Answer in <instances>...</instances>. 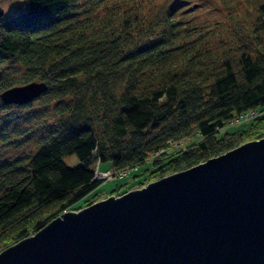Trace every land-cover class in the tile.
Returning <instances> with one entry per match:
<instances>
[{"label":"trees","instance_id":"obj_1","mask_svg":"<svg viewBox=\"0 0 264 264\" xmlns=\"http://www.w3.org/2000/svg\"><path fill=\"white\" fill-rule=\"evenodd\" d=\"M16 1L0 16V91L43 82L35 99L51 112L42 114L44 131L33 148L0 156V251L95 195L106 180L95 177L102 161L111 167L100 171L123 177L150 160V173L162 177L264 134L262 21L260 30L243 31L248 49L225 43L213 52L202 39L186 44L200 33L175 16L185 0L101 16L98 0ZM235 39L242 41L238 30ZM252 42L260 45L252 49ZM6 67L19 69L6 75ZM33 100L0 99V108L22 111ZM242 122L247 126L220 134ZM11 124L0 125L2 145L23 133ZM72 154L76 165L64 160Z\"/></svg>","mask_w":264,"mask_h":264},{"label":"water","instance_id":"obj_2","mask_svg":"<svg viewBox=\"0 0 264 264\" xmlns=\"http://www.w3.org/2000/svg\"><path fill=\"white\" fill-rule=\"evenodd\" d=\"M45 89L32 81L0 99ZM0 264H264V137L64 211L1 250Z\"/></svg>","mask_w":264,"mask_h":264},{"label":"rangeland","instance_id":"obj_3","mask_svg":"<svg viewBox=\"0 0 264 264\" xmlns=\"http://www.w3.org/2000/svg\"><path fill=\"white\" fill-rule=\"evenodd\" d=\"M165 1L167 0H98L95 5V7H97L95 10L97 15L101 16V13L103 12H106L107 14L109 12L135 6L137 4H146V7L147 5H150L157 8ZM79 2V8L84 7V4L81 1ZM16 3V0H0V8L4 10V13L9 12L14 9ZM93 3L95 4V0ZM179 8L181 9L176 11L175 16L180 18L183 25L192 28L190 31L191 33H200V35L196 34L192 36L191 40H188L186 44L189 46L190 44L195 46L199 44V41L202 39V47H208L213 52L225 43L235 46L236 50L244 48L248 49V46L245 43L246 35L243 31L246 32L247 30L254 28H257L258 31L261 27L259 22L262 21V24L264 23V0H185ZM236 30H238L242 35V41L239 42L235 39V42L231 43L232 34H235ZM259 35L261 38L260 44L262 45L264 43V31H261ZM260 44L255 42L254 46V42H252L250 46L254 49ZM18 69L19 68L6 67L2 71H4L6 75H9L8 73L12 74V71H16ZM30 104V108L22 111L12 109L11 112L8 110L5 112L3 110H6L7 108H0V125H3L4 120L6 121L10 119V124L12 123L10 128H13L17 134L19 132H23L22 135L17 137V141L13 144H0V156L4 155L12 157L20 154L22 151L28 152L30 148L35 146L37 142L36 139L40 136L42 131H44V117L42 114H48L51 111L47 109L48 106L42 103L41 98L34 99ZM260 108L264 109V104L261 105ZM36 109H40L42 113H36L34 111ZM18 115L19 117L13 119L14 116ZM249 115L250 114L241 118V121L249 118ZM247 124L248 123L246 122H242L236 126H225L220 130V134L224 131H231L246 127ZM29 134H31L30 137L23 140ZM196 137V134H194L185 138L184 141L187 143ZM262 137H264V134L261 136L248 134L244 137L245 139L243 143L251 140H259ZM174 147V145L171 146L172 149ZM64 160L69 165H76L78 163V159L74 154L66 156ZM99 167L100 170L110 168L111 163L110 161H102ZM152 167L153 163L149 160L140 165L129 168L127 170L129 173L128 176L126 175L121 177L119 175H115L111 177L110 175L103 177L106 178V180L99 184L94 190L93 193H95V195L92 194L91 196L85 198L84 201L75 205L72 211H78L81 208L108 196H119L126 191L141 188L147 183L157 180L160 178L159 175H157L156 172V174L150 173ZM165 175H168V172Z\"/></svg>","mask_w":264,"mask_h":264},{"label":"built area","instance_id":"obj_4","mask_svg":"<svg viewBox=\"0 0 264 264\" xmlns=\"http://www.w3.org/2000/svg\"><path fill=\"white\" fill-rule=\"evenodd\" d=\"M252 112H250V113H252ZM246 115H248V114H245V117H246ZM110 175H111V172H109V171H100V170H98L96 168V172H95V177L96 178H103V177L110 176Z\"/></svg>","mask_w":264,"mask_h":264},{"label":"bare ground","instance_id":"obj_5","mask_svg":"<svg viewBox=\"0 0 264 264\" xmlns=\"http://www.w3.org/2000/svg\"><path fill=\"white\" fill-rule=\"evenodd\" d=\"M104 171V170H103ZM86 207V206H85Z\"/></svg>","mask_w":264,"mask_h":264}]
</instances>
